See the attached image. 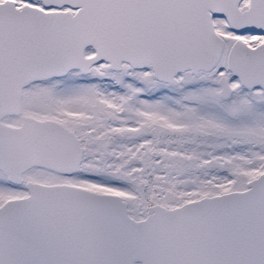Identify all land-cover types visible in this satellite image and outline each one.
<instances>
[{"label": "snow or ice", "instance_id": "obj_1", "mask_svg": "<svg viewBox=\"0 0 264 264\" xmlns=\"http://www.w3.org/2000/svg\"><path fill=\"white\" fill-rule=\"evenodd\" d=\"M0 264H264V0H0Z\"/></svg>", "mask_w": 264, "mask_h": 264}]
</instances>
